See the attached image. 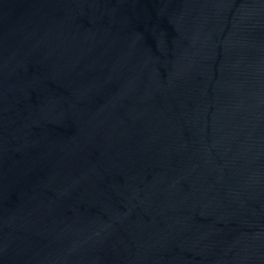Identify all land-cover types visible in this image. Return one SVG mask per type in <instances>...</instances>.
Wrapping results in <instances>:
<instances>
[{
    "label": "water",
    "instance_id": "1",
    "mask_svg": "<svg viewBox=\"0 0 264 264\" xmlns=\"http://www.w3.org/2000/svg\"><path fill=\"white\" fill-rule=\"evenodd\" d=\"M0 264H264V0H0Z\"/></svg>",
    "mask_w": 264,
    "mask_h": 264
}]
</instances>
